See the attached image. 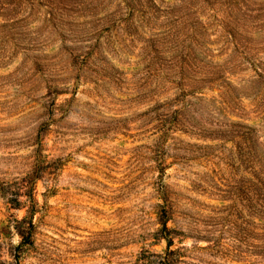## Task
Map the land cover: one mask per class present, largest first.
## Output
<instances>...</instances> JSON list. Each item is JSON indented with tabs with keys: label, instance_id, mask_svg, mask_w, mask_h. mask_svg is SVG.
<instances>
[{
	"label": "rangeland",
	"instance_id": "rangeland-1",
	"mask_svg": "<svg viewBox=\"0 0 264 264\" xmlns=\"http://www.w3.org/2000/svg\"><path fill=\"white\" fill-rule=\"evenodd\" d=\"M255 174L264 0H0L3 264H260Z\"/></svg>",
	"mask_w": 264,
	"mask_h": 264
},
{
	"label": "trees",
	"instance_id": "trees-1",
	"mask_svg": "<svg viewBox=\"0 0 264 264\" xmlns=\"http://www.w3.org/2000/svg\"><path fill=\"white\" fill-rule=\"evenodd\" d=\"M37 200L34 196H30L29 207H27L26 215L17 220V232L20 237L31 244L34 237L35 222L34 215L39 211L37 209ZM171 214L165 208L159 211L157 221L159 227L156 234L166 240V245L162 253L154 254L147 250H143L141 264H187L183 257L186 255L184 251L191 250V247L184 245L174 246V235L178 230L168 226ZM258 220V221H256ZM255 236L259 242L255 243V256L261 258L260 264H264V182L255 174ZM23 244V243H22ZM194 248V247H193ZM202 249L203 247H197ZM0 264H3L0 260Z\"/></svg>",
	"mask_w": 264,
	"mask_h": 264
}]
</instances>
